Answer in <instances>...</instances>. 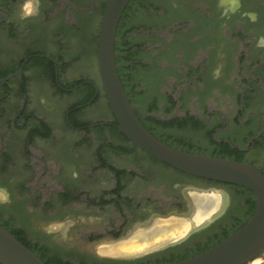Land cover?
I'll list each match as a JSON object with an SVG mask.
<instances>
[{
    "label": "flooded vegetation",
    "instance_id": "flooded-vegetation-1",
    "mask_svg": "<svg viewBox=\"0 0 264 264\" xmlns=\"http://www.w3.org/2000/svg\"><path fill=\"white\" fill-rule=\"evenodd\" d=\"M108 2L0 0V224L49 264L179 262L241 229L252 192L172 169L119 131L98 64ZM218 5L132 0L116 35L118 74L160 141L264 174V0H240L227 14ZM80 66L89 76L75 80ZM35 99H72L64 130ZM203 213L207 224L143 253L103 252L163 238L173 231L155 223L190 225Z\"/></svg>",
    "mask_w": 264,
    "mask_h": 264
},
{
    "label": "water",
    "instance_id": "water-1",
    "mask_svg": "<svg viewBox=\"0 0 264 264\" xmlns=\"http://www.w3.org/2000/svg\"><path fill=\"white\" fill-rule=\"evenodd\" d=\"M131 1L109 0L98 39L101 82L119 131L134 148L158 162L191 177L245 188L252 192L256 202L254 215L237 232L197 256L172 264H252L264 257V174L245 163L178 150L144 127L139 119L141 113L123 87L115 56L118 26ZM0 264L46 263L0 224Z\"/></svg>",
    "mask_w": 264,
    "mask_h": 264
},
{
    "label": "rangeland",
    "instance_id": "rangeland-1",
    "mask_svg": "<svg viewBox=\"0 0 264 264\" xmlns=\"http://www.w3.org/2000/svg\"><path fill=\"white\" fill-rule=\"evenodd\" d=\"M87 76H89V73L86 72L85 69L80 66V67L76 68L74 75H73V79H75V80L83 79ZM35 100L38 103V106H37L38 112L41 115H43L44 117L50 118L59 130H64L63 117L65 115L66 110L68 109V107L72 103V99H35ZM105 116H107V115L106 114H99V113H92L91 114V118H94V119L104 118ZM69 138L73 142L77 143L82 138V136L78 135V134H74V135L69 134ZM191 138L193 140L199 141V142L205 141V138L201 135H192ZM91 153H94V149H92ZM156 169L158 170L159 168L157 167ZM159 170L161 171V169H159ZM231 194L233 195V197L235 198L236 201L239 200V196L237 195L235 190H231ZM162 224L164 226H167L166 227L167 229L171 230V229L176 228V226H178L180 224H184V223L175 222V220L171 219V221H168L167 223H160V222L155 223L154 226L156 227V226H160ZM165 237H166V234L164 235V237L162 239H164ZM162 239L160 240L161 242H162ZM143 242L144 241H137V239H135L134 237H131L129 240L124 242V244L122 246L106 249V250H103V252H105L107 254H111V255H116V256H119L122 254L123 255L124 254L136 255V254H139L141 252L143 253V251L145 252V251H148L151 249L147 245L142 246V244H144ZM145 243H147V242H145ZM138 246H139V248L137 250L124 251V249L127 247L129 248V247H138ZM141 246H142L143 251L141 249ZM122 247H124V248H122ZM119 249H121L122 254L120 253ZM133 252H135V253H133ZM252 264H264V257L258 259L257 261H255Z\"/></svg>",
    "mask_w": 264,
    "mask_h": 264
},
{
    "label": "bare ground",
    "instance_id": "bare-ground-1",
    "mask_svg": "<svg viewBox=\"0 0 264 264\" xmlns=\"http://www.w3.org/2000/svg\"><path fill=\"white\" fill-rule=\"evenodd\" d=\"M221 198V197H220ZM219 199V197L216 199L215 197L212 199L213 201L212 202H214V203H217L218 204V202L219 203H221L220 202V199ZM208 214H206V213H203V217L201 216H199L196 220H194L193 222H191L190 223V225L189 224H180V225H178V226H176V228H174V229H171L173 232H170V233H167L166 234V237L164 238V239H162V242L160 241L161 239L159 238V239H153V241L151 240V242H147V243H144V244H142V246H145V245H147V246H149V248H153V247H156V246H158V245H160V244H163V243H166L167 241H170V240H173L174 238H178V237H180V236H182V235H184L185 233H187V231L188 230H190V229H192L193 227H196V226H199V225H201L203 222H205V217L207 216ZM179 224V223H178ZM174 226V225H173ZM175 227V226H174ZM153 235V234H152ZM149 240H150V237H149ZM142 246H141V249H142ZM122 248H124V247H122ZM139 248V246L138 247H127V248H125L124 249V251H130V250H137ZM147 248V247H146ZM148 249V248H147ZM120 250V253H121V249H119ZM146 250V249H145ZM142 251H143V249H142ZM123 252V251H122ZM144 252V251H143ZM124 253V252H123ZM127 253V252H126ZM133 253H135V252H133ZM142 253V252H141ZM122 254V253H121ZM131 254V253H130ZM123 255V254H122ZM124 255H127V254H124Z\"/></svg>",
    "mask_w": 264,
    "mask_h": 264
},
{
    "label": "clouds",
    "instance_id": "clouds-1",
    "mask_svg": "<svg viewBox=\"0 0 264 264\" xmlns=\"http://www.w3.org/2000/svg\"><path fill=\"white\" fill-rule=\"evenodd\" d=\"M218 6H220L222 9H225V14H227V11H229V10L231 12L235 13L236 11L239 10L241 5H240V0H232L231 5H226L225 0H219V5ZM246 15L249 17V19H253V22H254V18H255V15H256L255 13H247ZM256 46L257 47L264 46V37H261L258 40ZM3 199H4V202H8V197L7 196L3 197Z\"/></svg>",
    "mask_w": 264,
    "mask_h": 264
},
{
    "label": "trees",
    "instance_id": "trees-1",
    "mask_svg": "<svg viewBox=\"0 0 264 264\" xmlns=\"http://www.w3.org/2000/svg\"><path fill=\"white\" fill-rule=\"evenodd\" d=\"M188 153H192V154H194L193 152H188ZM252 194V193H251ZM255 209H256V202H255V197H254V195L252 194V211H251V216H253L254 215V213H255ZM238 231V230H237ZM237 231H235V232H237ZM234 232V233H235ZM233 233V234H234ZM229 236H231V234L230 235H228L226 238H228ZM226 238H224L223 240H225ZM222 240V241H223ZM222 241H220V242H222ZM219 242V243H220ZM218 243V244H219ZM24 244V243H23ZM25 245V244H24ZM28 247V246H27ZM29 248V247H28ZM212 248V247H211ZM30 249V248H29ZM210 249V248H209ZM203 253V252H202ZM199 255V254H198ZM40 257V256H39ZM46 264H49V263H47L46 261H45V259L43 258V257H40ZM187 259H189V258H187ZM187 259H185V260H187ZM182 261H184V260H182ZM180 262V261H179ZM176 263V262H175ZM156 264H164V263H156ZM165 264H167V263H165ZM168 264H172V263H168Z\"/></svg>",
    "mask_w": 264,
    "mask_h": 264
}]
</instances>
